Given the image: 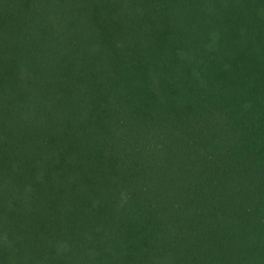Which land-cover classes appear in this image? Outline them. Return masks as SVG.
Returning <instances> with one entry per match:
<instances>
[{
  "label": "trees",
  "instance_id": "obj_1",
  "mask_svg": "<svg viewBox=\"0 0 264 264\" xmlns=\"http://www.w3.org/2000/svg\"><path fill=\"white\" fill-rule=\"evenodd\" d=\"M0 264H264V0H0Z\"/></svg>",
  "mask_w": 264,
  "mask_h": 264
}]
</instances>
